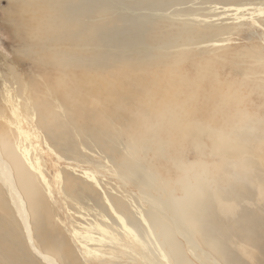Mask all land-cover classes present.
Listing matches in <instances>:
<instances>
[{"label":"bare ground","instance_id":"bare-ground-1","mask_svg":"<svg viewBox=\"0 0 264 264\" xmlns=\"http://www.w3.org/2000/svg\"><path fill=\"white\" fill-rule=\"evenodd\" d=\"M8 1L17 4L20 14L23 12L26 14L25 19L22 18L23 22H32L30 25L33 24V29L29 33L33 39L36 38L41 42L43 40V43L53 42L55 46L43 47L45 53L39 55L41 58L36 56L33 62L36 68L42 64L46 67L43 71L52 72L46 82L43 80L46 87H52V92L48 94L51 98L43 97L40 100L41 97H37L40 100L38 103L40 109L36 108V112H34L33 100L29 102L28 97L20 105H11L7 116H3L4 125L0 124V264H62L66 261L68 264H81L82 258L85 262L93 261L97 264H120V260L126 264H194L190 261V257H187V253L195 257L197 264H232L230 256L224 255L223 248L225 246L223 235L227 237L228 234L229 236L242 234L244 243L255 247L264 258V213H254L255 219H251L250 222L237 219L236 224H228L225 227L226 232L223 235L220 230L216 231L214 224L211 226L212 221L205 226L201 218H205V213L208 216L212 213L209 207L198 205L209 191L205 188L201 174L192 171L193 167L183 169V173L176 179L181 190L180 195L174 192V189H168L166 192L165 189L156 186L154 181L157 177L128 157L114 170L113 178L116 181L114 185L111 184L112 178L111 182L98 179L95 188L92 180H95L96 175L83 172L85 170L68 180L63 177L62 172L56 175L55 180H50L45 175L41 153H38L39 150L42 151L39 124L57 113L50 108L53 102L60 98L59 92L67 81H71L73 85L70 96L61 95V99L67 104L72 98L77 100L78 93L79 99H82L84 94L87 95L86 99L89 96L96 102L98 99L109 101L115 98L135 102L138 98L134 95L144 92V89L147 91L148 88L153 92L152 87H154V91H160L158 89L160 84L155 80V76L161 75L167 79L169 76H166V71H162L161 67L167 66L170 61L166 54L147 55L120 63L98 60L100 58L97 56L100 54L96 47L102 40L118 43L137 40L136 37H130L132 34L129 36L127 33L136 29L139 23L131 18L94 22L96 24L79 20L80 17L87 15H104L105 0ZM116 1H124L130 6L160 7L164 6L162 4L166 1L172 0ZM217 8L221 9L219 13L222 14L219 16H234L233 18L238 21L251 18V22L256 21V23L254 14L264 12L262 8L254 10L246 5L235 4ZM250 9L255 12L249 11L247 13L249 16L246 17L243 12ZM226 12L230 14L226 15ZM208 18L200 21L210 23L216 20ZM125 20L129 21L128 25ZM125 24L127 27L124 26ZM173 28L170 25L163 26L161 22L150 25L144 32L146 41L156 47L169 40L173 41L175 37L176 41L185 42L192 36H203L201 34L210 32L209 24L199 28L181 29V36H176L178 30ZM39 49L35 51L30 47L26 51L37 55ZM59 72H65L66 76L64 78L56 76ZM15 84L9 86V90L22 94L27 87L19 79ZM38 86L40 88V85ZM160 89L174 93L170 87ZM4 91L5 102L12 101L8 89L5 88ZM22 104L27 107L23 106L24 112L20 110ZM28 108L31 109V114L27 112ZM53 117L52 119L55 120L57 115L54 114ZM140 125L142 126V123ZM60 128L59 122L42 126L47 136V139L41 141L47 145L46 149L49 152L47 159L53 167H58L63 162L75 167L77 160L75 157L86 156L87 147L84 144H76L75 139L70 135L74 131L68 134ZM247 131L251 138L245 140L234 135H232L234 137L220 135L221 132L213 136L215 153L220 156L221 162L229 161L234 170L233 173H228L230 179L225 182L229 184L223 188L226 189L227 195H223L219 190L212 193L215 207L221 212L228 211L231 214L234 208L232 204L241 199L242 202L249 203L254 196L264 192L262 170L264 159L261 158V154L253 151L254 147L252 148L249 142L261 143L253 135L258 129L254 125H249ZM47 140L53 141L56 147L49 145ZM59 150H70V156H62ZM252 173L255 175L252 176ZM129 182L137 191H133L134 197L136 196L134 200H132L133 196H130V190L126 188ZM70 183L81 188L82 192L95 194L96 201L94 200L95 206H90L92 212L82 207L79 211L71 213L73 219L67 234L62 229L64 225L62 220L59 222L52 214V208L57 203L54 188L57 186V194H61L64 193V186ZM70 195H66L63 199H70ZM161 195H164V198ZM232 196L240 199L235 201ZM71 208L66 212L70 213ZM259 212H262V209ZM250 235H253L251 240ZM197 236L200 238L198 239ZM246 248L242 244L236 250L249 256L250 253Z\"/></svg>","mask_w":264,"mask_h":264},{"label":"rangeland","instance_id":"rangeland-1","mask_svg":"<svg viewBox=\"0 0 264 264\" xmlns=\"http://www.w3.org/2000/svg\"><path fill=\"white\" fill-rule=\"evenodd\" d=\"M229 4L246 5L254 10L262 8L264 11V0H172L166 1L162 4L164 6L160 7H144L146 5H136V7L124 1L105 0L104 15L92 14L80 17L79 20L92 24L118 18L139 21L138 25L136 24L137 28L127 33L129 36L132 34L130 37H136L137 40L131 41L132 43L102 40L96 47L100 54L97 56L100 58L98 60L120 63L147 55L166 54L170 62L161 68L169 77L167 81L165 76H155V80L160 84L158 88L160 91H154V87H152L153 92L151 89L147 88V91L144 89V92L134 95L138 98L135 102L121 101L119 98L109 99V101L98 99L96 102L89 96L86 99L87 95L84 94L83 98L79 99L78 93V99L72 98L67 104L61 99V95L70 96L73 92L72 82L67 81L59 92L60 98L56 99L57 101L55 100L50 108L53 112L56 111L57 113L54 114L59 117H55V121L52 119L53 114L49 116L50 119L49 117L46 119L49 122L39 124L41 127L38 132L41 136L39 141L42 151L38 148V153H41L45 175L50 180H55L56 175L62 172L63 177L68 180L85 170L83 172L96 175L95 180H92L95 188L98 179L108 182L113 180L111 184L114 185L116 182L113 178L114 170L128 157L144 166L145 171L157 177L154 181L156 186L165 189L166 192L168 189H174V192L180 195L181 190L176 179L183 173V169L193 167L192 171L201 174L205 188L209 191L198 205L209 207L212 213L210 216L205 213V218H201L205 226L212 221L211 226L214 224L216 231L220 230L223 235L226 232L225 227L228 224H236L237 219L250 222L251 219H255L254 213H264V192L254 196L255 198H252L254 201L248 200L249 203L242 202V199L239 200L240 197L232 196L233 200L239 201H234L235 203L232 204L234 208L231 214L228 211L221 212L219 208L216 209L212 195L215 190L227 195L226 189L223 188L229 183L225 181L230 179L228 173L234 172L230 162H221L220 156L214 151L213 138L220 132V135H231V137H241L245 140L251 138L247 127L254 125L258 131L253 135L261 143L249 142L252 148L254 147L253 151L261 154V158L264 159V12L254 14L253 17L257 23L251 22V18L238 21L233 18L234 16H219L222 13H219L221 9L217 7ZM254 10L244 11L243 14L248 17L247 13L255 12ZM227 14L230 12H226ZM25 15L24 12L21 14L18 12L17 4L0 0L1 126L5 122L3 116H7L11 105H20L28 97L29 102L33 100L34 112H36V108L40 109L39 101L43 97H49L48 94L52 92V87H46L43 82L51 77L52 72L43 71L46 67L42 64L36 68L33 62L36 56L41 58L39 55L45 53L43 47H54L55 44L33 39L29 33L33 29V24L30 25L32 23L30 21L23 22ZM204 18L216 20L210 23L200 21ZM125 22L129 24V21L125 20ZM159 22L163 26L170 25L178 30L176 36H181V29L199 28L206 24H209L210 32L201 34L203 36H192L185 42L176 41L175 37L173 41L169 40L155 47L146 41L144 32L146 27ZM126 24L125 27L128 25ZM30 47L35 51L40 48L37 55L26 51ZM56 76L64 78L66 73L59 72ZM18 79L27 86L22 94L9 90V86L12 84L15 86ZM161 87H170L174 93L162 91ZM5 88L8 89L12 101L5 102ZM37 97H41L40 100ZM21 106L20 110L24 112V104ZM27 112L31 114L32 111L28 108ZM54 122H59L61 131L68 134L74 131L70 135L73 136L76 144H84L87 147L86 156L75 157L77 159L75 167L64 162L59 163L61 165L58 167H53L47 159L49 154L47 145L41 142L42 139H47V136L42 126L54 125ZM47 141L53 148L56 147L53 141ZM59 153L62 156H70V150H59ZM220 164L221 167H219ZM97 165L101 166L96 167ZM262 170L264 171V164ZM253 175L255 173H252ZM138 182L140 183V178ZM126 188L130 190V196H133L132 200H134L136 196L134 197L133 191L137 192L135 187L129 182ZM57 189L56 186L54 195L57 203L52 208V214L59 222L62 220L64 224L62 229L65 231L63 232L69 234V224L73 219L71 213L79 211L82 207L91 211L90 206H95V194L82 192L81 188L71 183L64 186V193L57 194ZM66 195H70V199L64 200ZM162 197L164 198V195ZM70 207H72L70 213L66 212ZM261 209L262 212H259ZM238 223L240 224V221ZM237 233L240 234L239 231ZM250 236L251 240L253 235ZM197 238L200 237L197 236ZM223 239L224 255L230 256L232 264H264L263 255L259 254L255 247L247 246V243L242 240V234L236 236L228 234L227 237L223 235ZM248 240L247 242L250 243L251 241ZM242 244L247 247L249 256L238 253V249L236 250ZM186 255L190 257L192 263L197 264L195 257L189 253ZM82 259L81 264H97L93 261L88 263ZM121 261L123 260H120V264H126Z\"/></svg>","mask_w":264,"mask_h":264}]
</instances>
